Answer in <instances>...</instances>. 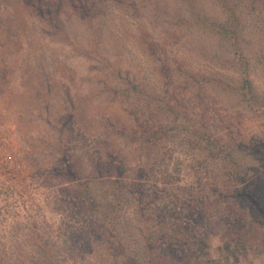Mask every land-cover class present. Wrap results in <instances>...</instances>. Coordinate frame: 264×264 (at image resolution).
Returning a JSON list of instances; mask_svg holds the SVG:
<instances>
[{
  "label": "rangeland",
  "instance_id": "1",
  "mask_svg": "<svg viewBox=\"0 0 264 264\" xmlns=\"http://www.w3.org/2000/svg\"><path fill=\"white\" fill-rule=\"evenodd\" d=\"M0 264H264V0H0Z\"/></svg>",
  "mask_w": 264,
  "mask_h": 264
},
{
  "label": "trees",
  "instance_id": "2",
  "mask_svg": "<svg viewBox=\"0 0 264 264\" xmlns=\"http://www.w3.org/2000/svg\"><path fill=\"white\" fill-rule=\"evenodd\" d=\"M224 30H226L225 27H222ZM217 32H221V31H217ZM222 33L224 34V31H222ZM241 59H243V54L240 55ZM240 75L242 76V80H243V84L244 87H247V85L249 84L248 78L246 76H248V71L246 68L242 69V71H240Z\"/></svg>",
  "mask_w": 264,
  "mask_h": 264
}]
</instances>
